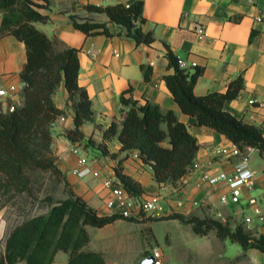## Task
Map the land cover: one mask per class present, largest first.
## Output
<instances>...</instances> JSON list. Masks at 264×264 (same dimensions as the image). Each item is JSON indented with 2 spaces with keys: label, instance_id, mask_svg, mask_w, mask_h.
I'll return each mask as SVG.
<instances>
[{
  "label": "crops",
  "instance_id": "1",
  "mask_svg": "<svg viewBox=\"0 0 264 264\" xmlns=\"http://www.w3.org/2000/svg\"><path fill=\"white\" fill-rule=\"evenodd\" d=\"M38 1L42 4L38 9L47 19L35 21L34 25L54 39L58 49L68 46L79 49V83L87 89L94 110V121L82 126L85 134L83 143L89 136L102 142L105 129L113 121L121 124L123 110L127 109L122 103V96L138 99L141 103L148 99L164 112L175 111L179 120L187 124L199 143L195 160L202 164L210 162L217 169L233 168L239 158L216 157L213 152L215 147L227 146L231 141L220 132L196 125L193 118L181 110L168 88L164 75L174 72L168 67V46L176 55L197 62L193 71L198 67L203 69L195 84L196 95L225 91L232 80L243 74L244 89L225 108L236 117L256 124L264 134V0H143L146 18L143 27L155 34L151 44H137L133 38L126 36L123 28L109 22L105 13L86 9L89 4L129 5L136 0ZM71 14L108 22L113 35H87L74 27ZM2 21L0 11V89L9 90L11 85H15L17 91L0 96V111L6 110L10 101L22 104L24 83L21 71L28 59L26 44L13 34H3ZM199 25L206 29L207 35L203 40L196 34ZM253 29L258 33L251 40ZM142 65L153 66L149 80L144 76ZM67 97L63 86L54 95L56 105L65 109L66 113L53 124L52 148L59 168L66 174L76 194L100 213L112 214L106 207L109 190L101 178L94 177L92 165L81 166L79 173H73L78 161L73 147H79L81 154L91 161L96 159L103 175H117L118 169L138 181L143 188L139 200L159 192L162 183L155 180L151 165L135 155L138 151L121 150L117 137L106 141L108 153L96 145L85 147L68 138L67 130L74 127V109ZM255 152L259 159L254 157ZM248 161L258 174L256 186L250 192L259 198L264 210V176L261 174L264 156L254 151L248 155ZM197 179L196 173L190 177L181 206H178L176 193L172 190L165 193L163 203L166 212L158 219L139 214L131 219L118 218L101 227L87 225L89 242L84 250L102 253L104 264H141L145 253L157 246L167 255L164 264H264V252L261 250H244L230 239H221L214 230L197 234L191 223L174 217L208 216L232 227L242 223L248 229L264 234V221L258 217L254 216L249 226L244 223L248 214L239 218V207L247 204L246 196L239 204H223L220 196L230 192L226 184L197 186ZM194 201L199 204L194 205ZM5 223L0 218L1 236L8 235ZM160 226L164 229L159 230ZM160 237H164V246L159 242ZM68 260L69 253L60 250L52 264H68ZM17 264L29 263L19 261Z\"/></svg>",
  "mask_w": 264,
  "mask_h": 264
},
{
  "label": "trees",
  "instance_id": "2",
  "mask_svg": "<svg viewBox=\"0 0 264 264\" xmlns=\"http://www.w3.org/2000/svg\"><path fill=\"white\" fill-rule=\"evenodd\" d=\"M41 6L38 0H0L2 33L13 34L22 40L28 55L21 71L23 102L14 111H0V193L11 194L17 211L25 216L10 232L5 251L0 252V264H17L19 261L52 264L60 250L69 253L68 264H104L102 253L84 250L89 242L86 226L101 227L125 217L117 213H100L90 206L76 194L66 174L59 168L52 148L53 124L65 115L66 110L56 105V92L65 87L67 101L74 109V127L66 132L73 143L85 147L96 145L108 153L106 141L117 137L121 150L138 151L142 161L151 165L155 180L162 184L176 185L188 172L197 156L199 143L175 111L164 112L158 104L148 99L141 103L138 99L125 96H122V103L127 109L123 110L121 124L113 121L105 129L102 142L89 136L83 143L85 134L82 126L94 121V110L87 89L79 83V49L69 46L58 49L55 40L34 25L35 21L47 19L38 9ZM86 9L105 13L109 22L123 28L126 36L133 38L137 44H151L155 40L154 31L143 27L146 23L143 0L129 5L89 4ZM70 18L74 27L87 35H113L108 22L78 14H71ZM257 33L256 29L252 30L251 40ZM166 55L168 67L174 72L165 74L164 79L181 110L193 118L196 125L224 134L240 148L251 145L264 155L261 128L236 117L225 108L244 89V75L240 74L232 80L225 91L199 96L194 88L203 69L198 67L193 71L180 67L177 55L169 46ZM142 69L149 80L153 66L142 65ZM112 155L116 156V153ZM41 173L49 174L54 179L55 188L63 186L65 196L56 198L54 194L47 193L39 199L42 183L36 186L33 176ZM116 174L123 187L140 199L143 193L141 184L118 169ZM35 205L47 209L34 213ZM174 217L191 223L197 234L214 230L221 239H230L244 250L257 248L264 252V234L247 229L242 223L232 227L208 216ZM150 253L147 251L145 256Z\"/></svg>",
  "mask_w": 264,
  "mask_h": 264
},
{
  "label": "built area",
  "instance_id": "3",
  "mask_svg": "<svg viewBox=\"0 0 264 264\" xmlns=\"http://www.w3.org/2000/svg\"><path fill=\"white\" fill-rule=\"evenodd\" d=\"M196 34L200 40L205 39L207 35L205 27L201 25L197 26ZM177 57L178 63L182 68L193 69L197 66V62L195 61H188L180 55H177ZM16 91L17 87L15 85H11L9 90L0 89V96H6L10 92L14 94ZM16 107L17 104L10 101L7 109L9 111H14ZM254 151L259 150L251 145L240 148L232 142L227 146L215 147L213 152L216 157L239 158V160L234 163L231 170L213 168L210 162L202 164L199 161L194 160V163L188 169V172L178 181L176 185H172L170 183L162 184L159 192L152 194L149 198L144 200H139L135 196L131 195L123 187L121 180L117 175H103L96 159L91 161L88 156L81 154L79 147H73V152L78 154V161L77 166L73 168L72 171L73 173H79L81 166L91 164L93 167L94 177L101 178L104 186L109 190V195L106 199L107 209L112 213L120 214L121 216L129 219L134 218L143 212L152 219L162 217L166 212L163 198L165 193L169 190H172L178 195V206L183 205L185 188L189 183L190 177L196 173L198 177L196 182L197 186H217L224 183L229 187L230 192L220 196V201L223 204L230 202L239 204L246 196V202L250 206L252 213L245 216L244 223L249 226L252 223L254 216L258 217L259 220L264 221V210L262 204L259 198L250 192L254 190L258 176L256 170L251 167L248 161V155ZM135 155L138 156V152ZM261 174L264 176V166ZM193 204L198 205L199 202L194 201ZM218 215H220V213H218ZM150 254L154 256L155 264H164L167 260V255L164 250L158 246L154 247Z\"/></svg>",
  "mask_w": 264,
  "mask_h": 264
},
{
  "label": "rangeland",
  "instance_id": "4",
  "mask_svg": "<svg viewBox=\"0 0 264 264\" xmlns=\"http://www.w3.org/2000/svg\"><path fill=\"white\" fill-rule=\"evenodd\" d=\"M254 157H257V159H259L258 157V153L255 152ZM35 175V174H34ZM37 176H33V183H36V186H39L41 183L42 185L41 187V191L39 193V199L44 197L45 194L47 193H52L55 195L56 198H62L65 196V191L63 190V186H59L57 188H55V181L54 179H52L49 174L46 173H41V174H36ZM11 194L9 193H0V218L1 220L3 219V221L5 220V227H6V234H8L7 236H1L0 235V252L4 253L5 251V243L6 240L10 234V232L13 230V228L21 223L24 219L25 216L19 214V212L17 211L16 207L14 206L13 201L10 198ZM247 203V202H246ZM39 204V203H38ZM40 205V204H39ZM40 206L35 205L34 207V213H38L42 210L47 209V207L45 208H39ZM241 214L239 215V218H243V216H245V214H250L251 213V209L250 206L248 204H244V206H240L239 207ZM141 215H145V213H141ZM4 223V222H2ZM164 227L160 226L159 230H163ZM248 229V228H247ZM163 240V241H162ZM160 244L161 246H164V237H160Z\"/></svg>",
  "mask_w": 264,
  "mask_h": 264
},
{
  "label": "water",
  "instance_id": "5",
  "mask_svg": "<svg viewBox=\"0 0 264 264\" xmlns=\"http://www.w3.org/2000/svg\"><path fill=\"white\" fill-rule=\"evenodd\" d=\"M141 264H155L154 256L150 254L144 257V259L141 261Z\"/></svg>",
  "mask_w": 264,
  "mask_h": 264
}]
</instances>
